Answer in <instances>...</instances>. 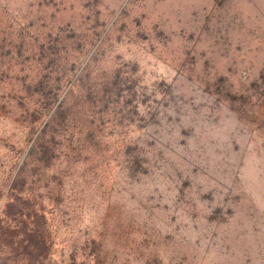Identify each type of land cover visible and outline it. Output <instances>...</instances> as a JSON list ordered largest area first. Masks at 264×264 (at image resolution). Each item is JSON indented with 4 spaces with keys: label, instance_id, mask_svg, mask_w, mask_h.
<instances>
[{
    "label": "rangeland",
    "instance_id": "rangeland-1",
    "mask_svg": "<svg viewBox=\"0 0 264 264\" xmlns=\"http://www.w3.org/2000/svg\"><path fill=\"white\" fill-rule=\"evenodd\" d=\"M28 22L72 36L69 58L89 49L70 83L88 63L133 84L106 126L116 159L92 162L100 188L81 226L56 225L50 264H69L93 229L89 264H264V0H0V36ZM4 125L14 151L0 153L1 183L34 137ZM127 146L146 175L119 156Z\"/></svg>",
    "mask_w": 264,
    "mask_h": 264
},
{
    "label": "trees",
    "instance_id": "trees-1",
    "mask_svg": "<svg viewBox=\"0 0 264 264\" xmlns=\"http://www.w3.org/2000/svg\"><path fill=\"white\" fill-rule=\"evenodd\" d=\"M31 25L0 36V153L14 151L13 129L4 123L26 135V142L34 136L12 177L13 164L0 182V264H50L56 225L81 226L91 193L100 188L92 162L116 159L117 151L105 140L106 126L109 115L117 114L114 106L127 96L130 80L120 68L93 72L87 63L70 83L89 49L76 45L77 58H69L65 45L72 36L23 32ZM140 136L149 138L144 131ZM126 149L119 156L130 158L127 164L137 163L136 174L146 175L144 153L125 155ZM99 240L95 229L84 230L82 244L68 255L69 264L93 263Z\"/></svg>",
    "mask_w": 264,
    "mask_h": 264
}]
</instances>
